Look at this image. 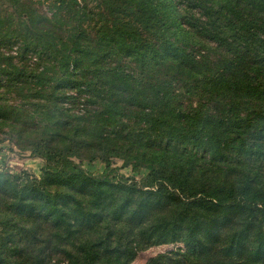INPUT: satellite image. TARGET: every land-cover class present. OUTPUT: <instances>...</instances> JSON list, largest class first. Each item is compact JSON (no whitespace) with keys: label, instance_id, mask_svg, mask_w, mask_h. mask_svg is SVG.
Listing matches in <instances>:
<instances>
[{"label":"trees","instance_id":"obj_1","mask_svg":"<svg viewBox=\"0 0 264 264\" xmlns=\"http://www.w3.org/2000/svg\"><path fill=\"white\" fill-rule=\"evenodd\" d=\"M11 1L0 142L43 166L0 170V264H264V0Z\"/></svg>","mask_w":264,"mask_h":264},{"label":"rangeland","instance_id":"obj_2","mask_svg":"<svg viewBox=\"0 0 264 264\" xmlns=\"http://www.w3.org/2000/svg\"><path fill=\"white\" fill-rule=\"evenodd\" d=\"M25 1V0H21ZM31 5L33 10H36L39 13L46 14L51 16L54 11L49 10L46 3L42 5L37 4L35 0H31ZM23 10H27L25 7L21 10H16L14 2L11 0H0V18L1 24H5L8 27L9 22H13L11 25L16 28L18 26L19 16H22ZM6 21V23L3 22ZM7 50L8 53L11 51ZM13 55H18V49L15 47ZM35 56V55H34ZM32 57L30 63L35 62V57ZM12 95H7L9 100H13ZM15 97V96H14ZM114 167H122L123 163L119 159L113 161ZM43 166V160L39 157H32L30 152L20 151L9 141L0 142V170L5 171L9 174H19L24 171L32 175L33 177L38 176ZM85 168L93 172L94 174H101L104 170V164L101 162L85 163ZM121 172L126 176L135 177L137 180H140L142 174H135L131 171L130 168H122ZM255 246L250 243H237L233 244L230 241H227L216 235L211 236L206 239L204 242L198 245L188 244V243H171L163 245L159 242H156L153 247L148 250H141L137 253L136 259L132 264H146L150 259H154L159 255H165L172 251H195V260L200 259L205 253H223V254H237L241 251H253ZM258 248V247H257ZM253 253V252H252ZM249 254V253H247Z\"/></svg>","mask_w":264,"mask_h":264}]
</instances>
